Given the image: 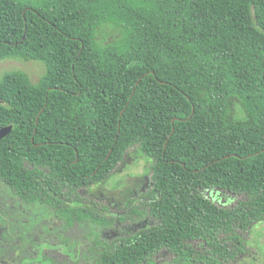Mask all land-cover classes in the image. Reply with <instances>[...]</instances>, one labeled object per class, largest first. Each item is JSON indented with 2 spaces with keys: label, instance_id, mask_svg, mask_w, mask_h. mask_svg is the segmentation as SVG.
<instances>
[{
  "label": "trees",
  "instance_id": "16d2710c",
  "mask_svg": "<svg viewBox=\"0 0 264 264\" xmlns=\"http://www.w3.org/2000/svg\"><path fill=\"white\" fill-rule=\"evenodd\" d=\"M6 58L45 67L0 75V181L24 202L110 226L80 195L130 152L151 160L154 224L93 243V264L243 252L264 221V0H0Z\"/></svg>",
  "mask_w": 264,
  "mask_h": 264
},
{
  "label": "rangeland",
  "instance_id": "374dc122",
  "mask_svg": "<svg viewBox=\"0 0 264 264\" xmlns=\"http://www.w3.org/2000/svg\"><path fill=\"white\" fill-rule=\"evenodd\" d=\"M106 30L108 39L117 36V29ZM10 70H22L35 82L45 67L35 60L0 59V75ZM150 161L139 150L130 152L105 182L80 195L82 205L112 223L110 226L65 221L44 204L24 202L0 181V264H93V243L110 241L154 224L147 213L140 215L148 209ZM204 194L226 207L232 206L235 199L217 190ZM241 234L243 252L235 260L226 256L218 263L264 264V221ZM155 260L154 264H176L169 254H161Z\"/></svg>",
  "mask_w": 264,
  "mask_h": 264
},
{
  "label": "water",
  "instance_id": "95a60500",
  "mask_svg": "<svg viewBox=\"0 0 264 264\" xmlns=\"http://www.w3.org/2000/svg\"><path fill=\"white\" fill-rule=\"evenodd\" d=\"M12 128V125H7L0 128V139L4 136H6Z\"/></svg>",
  "mask_w": 264,
  "mask_h": 264
}]
</instances>
